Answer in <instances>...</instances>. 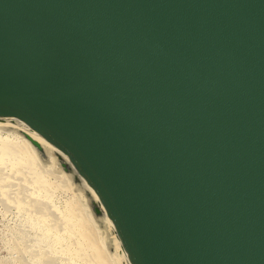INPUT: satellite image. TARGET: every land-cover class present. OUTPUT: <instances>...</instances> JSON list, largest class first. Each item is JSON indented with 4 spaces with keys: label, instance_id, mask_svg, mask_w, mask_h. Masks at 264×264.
<instances>
[{
    "label": "water",
    "instance_id": "95a60500",
    "mask_svg": "<svg viewBox=\"0 0 264 264\" xmlns=\"http://www.w3.org/2000/svg\"><path fill=\"white\" fill-rule=\"evenodd\" d=\"M0 114L67 151L132 264H264V0H0Z\"/></svg>",
    "mask_w": 264,
    "mask_h": 264
},
{
    "label": "bare ground",
    "instance_id": "6f19581e",
    "mask_svg": "<svg viewBox=\"0 0 264 264\" xmlns=\"http://www.w3.org/2000/svg\"><path fill=\"white\" fill-rule=\"evenodd\" d=\"M0 264H132L101 197L53 138L0 114Z\"/></svg>",
    "mask_w": 264,
    "mask_h": 264
},
{
    "label": "rangeland",
    "instance_id": "374dc122",
    "mask_svg": "<svg viewBox=\"0 0 264 264\" xmlns=\"http://www.w3.org/2000/svg\"><path fill=\"white\" fill-rule=\"evenodd\" d=\"M0 243H1V241H0Z\"/></svg>",
    "mask_w": 264,
    "mask_h": 264
}]
</instances>
